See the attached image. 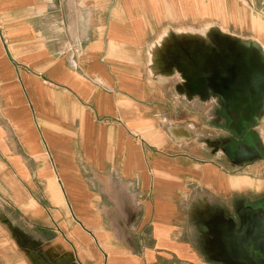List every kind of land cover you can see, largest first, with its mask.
Returning <instances> with one entry per match:
<instances>
[{
  "label": "crops",
  "instance_id": "1",
  "mask_svg": "<svg viewBox=\"0 0 264 264\" xmlns=\"http://www.w3.org/2000/svg\"><path fill=\"white\" fill-rule=\"evenodd\" d=\"M213 28L264 50V0H0V187L42 232L32 264H237L217 230L264 196V158L155 62Z\"/></svg>",
  "mask_w": 264,
  "mask_h": 264
},
{
  "label": "water",
  "instance_id": "2",
  "mask_svg": "<svg viewBox=\"0 0 264 264\" xmlns=\"http://www.w3.org/2000/svg\"><path fill=\"white\" fill-rule=\"evenodd\" d=\"M158 69L177 73V88L188 96H219L225 103L238 90V78L252 74L253 88H264V50L252 39H242L213 28L205 35L171 34L156 51Z\"/></svg>",
  "mask_w": 264,
  "mask_h": 264
},
{
  "label": "flooded vegetation",
  "instance_id": "3",
  "mask_svg": "<svg viewBox=\"0 0 264 264\" xmlns=\"http://www.w3.org/2000/svg\"><path fill=\"white\" fill-rule=\"evenodd\" d=\"M256 80L252 74L238 78V90L235 89L225 105L216 96L220 111H223V115L217 114L224 117L227 128L235 134V137L232 135V138H226L222 143L235 146L238 162L264 158V140L255 128L264 112V88L260 85L256 91L253 88ZM217 117L220 121L221 118ZM253 203L256 208L250 215L251 224L244 231L238 230L235 239H228L224 232L217 230L220 241L218 244L221 246L219 253L228 261L237 264H264V196L260 195ZM241 206L238 204V214L242 215L244 208Z\"/></svg>",
  "mask_w": 264,
  "mask_h": 264
},
{
  "label": "rangeland",
  "instance_id": "4",
  "mask_svg": "<svg viewBox=\"0 0 264 264\" xmlns=\"http://www.w3.org/2000/svg\"><path fill=\"white\" fill-rule=\"evenodd\" d=\"M217 103V101H216ZM216 112L223 115V111H220V107L217 103ZM216 117L219 116L221 118L220 123L223 125V128L227 133L229 132L227 129V125L225 124L224 117L218 114H215ZM264 115L260 117L262 119ZM255 128L259 132L260 136L264 138V126L255 125ZM225 135V134H223ZM227 135V134H226ZM264 175V173H261ZM263 184L262 178L259 179V190H261ZM0 191L4 192L0 193V207L8 208L7 211H0V256H2V260L6 264H10L12 261L15 264H32V259L29 256L30 252L37 253L38 247L35 245L36 243L32 241L33 235H41V230H37L34 228H30L27 226V220L20 213L13 212L10 210V201L6 196L7 190L6 187H0ZM244 207L243 214H238V230L244 231L245 228L251 224V212L256 206L254 203ZM264 208V206H262ZM16 215V216H15ZM13 217V218H12ZM243 228V229H242ZM35 243V244H34ZM6 256L8 258H6ZM0 259V260H1Z\"/></svg>",
  "mask_w": 264,
  "mask_h": 264
},
{
  "label": "trees",
  "instance_id": "5",
  "mask_svg": "<svg viewBox=\"0 0 264 264\" xmlns=\"http://www.w3.org/2000/svg\"><path fill=\"white\" fill-rule=\"evenodd\" d=\"M222 230H223L224 234H225L226 236H228V239H230V238L235 239V237H234L233 235H229V234L227 233L225 227H224V229L222 228Z\"/></svg>",
  "mask_w": 264,
  "mask_h": 264
}]
</instances>
